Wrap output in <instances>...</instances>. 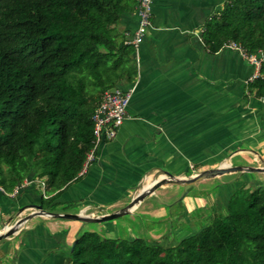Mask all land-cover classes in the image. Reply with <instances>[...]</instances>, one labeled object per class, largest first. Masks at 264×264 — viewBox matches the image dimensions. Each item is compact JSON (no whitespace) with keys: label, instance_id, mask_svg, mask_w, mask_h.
<instances>
[{"label":"trees","instance_id":"16d2710c","mask_svg":"<svg viewBox=\"0 0 264 264\" xmlns=\"http://www.w3.org/2000/svg\"><path fill=\"white\" fill-rule=\"evenodd\" d=\"M136 7L137 0H0L4 189L37 178L49 208L83 178L103 90L134 80L135 48L116 25ZM203 39L210 51L236 41L264 54V0H227ZM246 94L264 96V59ZM70 257L71 264H264V183L241 181L223 209L176 244L82 230Z\"/></svg>","mask_w":264,"mask_h":264},{"label":"crops","instance_id":"0c3cea01","mask_svg":"<svg viewBox=\"0 0 264 264\" xmlns=\"http://www.w3.org/2000/svg\"><path fill=\"white\" fill-rule=\"evenodd\" d=\"M226 1L154 0L152 25L133 55L134 80L118 84L131 88L132 96L116 136L100 141L83 178L49 208L42 204L44 191L38 182L24 185L16 194L0 191V231L35 211V204L57 212L111 213L165 171L186 176L220 165L264 166V100L246 94L254 67L236 50L210 51L203 39L206 22ZM137 25L134 9L121 16L116 29L129 37ZM243 180L252 186L264 183V172L237 171L195 184L217 187L213 209L218 210ZM195 184L182 185L184 195ZM172 188L160 187L130 212L153 208L160 220L168 221L164 206L169 199L174 196L183 205L185 198ZM190 203L180 216L191 231L166 228L151 239L173 245L195 231ZM66 219L34 215L0 240V264H71L70 251L85 222Z\"/></svg>","mask_w":264,"mask_h":264},{"label":"rangeland","instance_id":"374dc122","mask_svg":"<svg viewBox=\"0 0 264 264\" xmlns=\"http://www.w3.org/2000/svg\"><path fill=\"white\" fill-rule=\"evenodd\" d=\"M177 186L174 185L172 189H179V193L182 191L179 194V198L183 199L185 197L183 199L185 205H181L179 201H175L176 198L174 196L169 199V204L164 206L165 212L170 217L168 221L160 220L159 214H155L153 208H151L148 212L140 210L133 213H124L108 221L85 222L82 224V230L98 231L105 236L119 237L122 239H132L135 237L151 239L154 233L163 232L166 228L176 231L178 227H181L179 230H183L181 231L182 233L189 232L192 230V226L187 224L185 217L180 216L186 210L189 200L192 203L189 205V214L194 219L196 228H199L207 222L209 215L213 213V202L216 197L217 187L213 186L210 182L195 184L188 194L184 195L186 187L180 186L177 188ZM66 220L74 221L75 219Z\"/></svg>","mask_w":264,"mask_h":264},{"label":"built area","instance_id":"2783aa9c","mask_svg":"<svg viewBox=\"0 0 264 264\" xmlns=\"http://www.w3.org/2000/svg\"><path fill=\"white\" fill-rule=\"evenodd\" d=\"M153 3L154 0H137L136 10L138 15V25L134 33L125 39V43L134 46V53H137L140 43L144 40L147 30L152 25ZM223 47L238 51L253 65L254 72L251 75L250 80L259 75L264 54L250 53L236 41H228L224 43ZM131 96V88L116 86L103 90L101 100L93 115L95 146L88 153L83 172L86 171L88 163L94 158L95 151L100 141L104 138L113 139L116 136L118 127L123 123L127 116V109ZM261 99L264 100V96L261 97ZM34 182H38L41 185L45 195V183L39 179L35 180L28 178L16 185L12 191H7L2 185H0V191L9 194H16L21 187Z\"/></svg>","mask_w":264,"mask_h":264},{"label":"water","instance_id":"95a60500","mask_svg":"<svg viewBox=\"0 0 264 264\" xmlns=\"http://www.w3.org/2000/svg\"><path fill=\"white\" fill-rule=\"evenodd\" d=\"M237 171H262L264 172V166H249V165H229V166H217L214 168L204 169L200 172L193 173L186 176H176L170 171H165V175L156 179L149 186L141 187L140 191L135 190L137 193L130 199V201L123 207L117 209L111 213H105L101 215H88L81 211L79 212H57L45 209L41 204H35L36 210L32 213L22 216L17 219L14 223L8 226L4 231H0V240L4 238H9L12 236L26 221L32 218L34 215H48L56 218H67V219H77L84 222H103L112 220L124 213H128L133 210L136 204L141 202L146 196L154 193L160 187L165 186H191L198 181L207 179L210 177H216L219 175L237 172ZM74 244V243H73Z\"/></svg>","mask_w":264,"mask_h":264},{"label":"bare ground","instance_id":"6f19581e","mask_svg":"<svg viewBox=\"0 0 264 264\" xmlns=\"http://www.w3.org/2000/svg\"><path fill=\"white\" fill-rule=\"evenodd\" d=\"M224 162H225V161H224ZM226 166H227V165H226ZM160 175H161V174H160ZM163 175H164V174H163ZM152 180H153V179H152ZM152 180H151V181H152ZM149 185H150V183H149V184H147V185H146V187H147V186H149Z\"/></svg>","mask_w":264,"mask_h":264}]
</instances>
